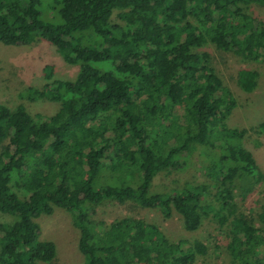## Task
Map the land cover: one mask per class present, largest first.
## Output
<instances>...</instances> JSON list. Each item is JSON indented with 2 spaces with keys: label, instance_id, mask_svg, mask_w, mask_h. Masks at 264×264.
Masks as SVG:
<instances>
[{
  "label": "trees",
  "instance_id": "trees-1",
  "mask_svg": "<svg viewBox=\"0 0 264 264\" xmlns=\"http://www.w3.org/2000/svg\"><path fill=\"white\" fill-rule=\"evenodd\" d=\"M43 2L57 23L40 18ZM255 2L0 0L1 45L45 41L77 67L58 80L47 65L44 84L25 90L27 105L0 104V264L51 262L56 248L39 238L38 220L55 210L69 215L83 264H193L205 251L140 220L103 226L93 218L104 202L177 214L186 232L211 214L233 264H264V207L256 227L232 202L235 179L255 178L257 166L245 131L227 127L235 100L202 50L264 63V22L245 13ZM255 76L240 70L239 89H253ZM43 101L56 111L31 114ZM215 145L224 153L207 167L211 183L150 191L156 175Z\"/></svg>",
  "mask_w": 264,
  "mask_h": 264
},
{
  "label": "rangeland",
  "instance_id": "rangeland-1",
  "mask_svg": "<svg viewBox=\"0 0 264 264\" xmlns=\"http://www.w3.org/2000/svg\"><path fill=\"white\" fill-rule=\"evenodd\" d=\"M245 13L264 22V0L251 4ZM39 14L43 21L57 23L55 15L48 7L45 9V2L39 7ZM202 50L211 55L217 76L235 100V107L226 120L227 127L245 131L241 144L251 153L257 166L255 178L241 176L235 179L232 202L237 213L258 227L257 215L264 207V63H245L218 53L209 44ZM47 65L52 67L54 79L72 80L77 73V67L63 63L54 48L45 41L28 46L0 44V104L12 110L18 105H27L24 92L27 88H38L44 84L43 68ZM243 69L256 73L255 87L249 91L240 90L236 83L237 73ZM57 107L54 103L43 101L34 103L29 110L31 114H53ZM223 150L218 145L203 148V153L193 157V161L187 162L183 169L156 175L150 191L178 190L185 185L211 183L206 175L207 167L224 153ZM227 165L231 169L237 166L233 162ZM210 192L213 193V190ZM209 199L213 202L211 197ZM125 217L157 226L170 242L185 241L188 246L194 242L200 243L205 251L196 255L193 264H233L226 248L229 241L226 229L220 228L217 219L211 214L201 221L200 227L194 232L183 230L177 214L163 219L156 210L143 209L132 203L104 202L96 208L93 219L107 226ZM38 224L39 238L53 242L56 248L54 259L43 264H83V258L76 250L77 231L66 212L55 210L52 215L40 218ZM260 254L264 262V248L260 249Z\"/></svg>",
  "mask_w": 264,
  "mask_h": 264
}]
</instances>
